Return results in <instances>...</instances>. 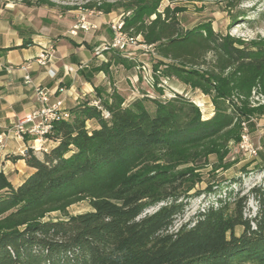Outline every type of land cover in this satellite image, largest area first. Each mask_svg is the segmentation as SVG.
<instances>
[{"label": "trees", "instance_id": "obj_1", "mask_svg": "<svg viewBox=\"0 0 264 264\" xmlns=\"http://www.w3.org/2000/svg\"><path fill=\"white\" fill-rule=\"evenodd\" d=\"M161 2H92L86 9L105 15L122 10V31L151 47L154 86L175 80L199 91L209 98L211 115L204 118L176 92L161 100L160 87L157 97L128 107L113 90L98 106L86 100L69 109L68 119L52 125L48 137L55 147L39 153L27 148L14 158L32 170L22 184L13 187L0 172V264H264L260 188L251 192L253 217L245 215L247 198L237 196L218 199L192 222L174 226L200 182L195 171L201 162L218 152L219 143L239 144L242 125L264 113V104H251L254 97L264 99V39L245 43L207 23L184 29L179 10L168 5L160 11ZM103 52L104 73L134 67L121 52ZM82 202L89 211L67 214ZM53 213L61 217L47 220Z\"/></svg>", "mask_w": 264, "mask_h": 264}, {"label": "rangeland", "instance_id": "obj_2", "mask_svg": "<svg viewBox=\"0 0 264 264\" xmlns=\"http://www.w3.org/2000/svg\"><path fill=\"white\" fill-rule=\"evenodd\" d=\"M27 1L31 4L30 7L22 0H0V4L13 3L20 5L27 12L33 11L35 16L39 12L44 14L45 11H51L57 16L66 15L68 11H73L77 12L78 15L93 17L98 13L105 14L97 11L89 14L90 10L86 9L87 4L92 2L114 3L117 0H47L48 5L44 6H39L36 3L37 0ZM168 5L179 10L178 19L184 29L207 23L211 25L215 32L223 35L229 34L245 43L264 39V0H162L160 11ZM112 15V18H114V15L117 16L111 19L110 22L112 20L116 21L118 18L122 20L124 18L122 10L112 12ZM76 21L75 18L74 25L77 24ZM91 31L93 30H89V32ZM101 47L95 51L97 55L103 52ZM121 53L130 58V62L134 63V67L125 69L113 66L108 69V74L98 70L101 71L104 78L101 85L94 89L92 96L86 99L91 105L98 106L100 100L105 99L114 90L124 99L123 106L128 107L134 101L145 96L157 97L156 91L160 87L164 92V96L160 98L161 100L168 99L171 93L176 92L191 99L200 108L204 118L211 115L210 100L199 91L192 90L175 80L161 79L158 87L154 86L153 67L156 59L151 51L136 46ZM142 66L145 67V70L142 69ZM96 89H99L100 92L96 93ZM251 104L253 108H257L264 104V99L254 97ZM147 107L150 111L153 110L150 104ZM87 126L91 128L93 124L88 123ZM244 130L257 149L256 158L244 157L238 144L233 141L226 144L219 143L217 145L218 152L209 155L206 161L201 162V164L205 163L201 165L202 168L195 171L200 177V182L190 192L191 197L186 200L188 202L186 210L183 216L175 221V228H178L181 224L192 222L194 217L208 206H216L218 199L233 200L237 196H244L247 198L245 215L248 217L255 215L256 203L251 197V192L253 189L258 188L264 190V113L254 116L246 124H243L241 134ZM31 140L32 138L29 146L33 145ZM37 145L39 146V144ZM208 187L212 188V191L207 192ZM196 192H200L198 196L192 195ZM161 205L149 209L147 213H153ZM89 210V205L82 202L70 207L67 214L74 216ZM60 217L59 214L53 213L47 217V220H56ZM240 231V229H237L236 234H239Z\"/></svg>", "mask_w": 264, "mask_h": 264}, {"label": "crops", "instance_id": "obj_3", "mask_svg": "<svg viewBox=\"0 0 264 264\" xmlns=\"http://www.w3.org/2000/svg\"><path fill=\"white\" fill-rule=\"evenodd\" d=\"M81 16L73 11L59 16L45 11L35 16L20 5L0 4V172L13 187L22 184L32 173L23 160L14 159L24 155L31 138L17 139L12 129L18 120L39 106L36 90L46 91L50 103L62 99L68 111L91 97L103 81L104 76L98 70L106 63L107 56L104 52L97 55L95 51L111 42L109 22L117 15L114 18L112 13L85 16L96 29L77 31L76 36H71L74 20L78 22ZM46 53L48 60L41 65L39 58ZM55 146L53 141H48L42 150Z\"/></svg>", "mask_w": 264, "mask_h": 264}, {"label": "built area", "instance_id": "obj_4", "mask_svg": "<svg viewBox=\"0 0 264 264\" xmlns=\"http://www.w3.org/2000/svg\"><path fill=\"white\" fill-rule=\"evenodd\" d=\"M94 13L90 11L89 14ZM122 19L118 18V20H112L109 24V28L112 31V40L110 43L105 44L101 47L102 51L105 50H113L118 52L127 51L131 47H140L144 50L151 51V47L145 45H139V38L132 39L127 36L122 31ZM96 29L95 26L91 25L85 18V16H81L78 20L77 24L73 27L70 32L71 36H76L77 31L88 32L89 30ZM53 50L52 44H49V52ZM39 63L41 65H45L48 60V54H43L39 58ZM142 69L145 70V67L142 66ZM68 72H72V69H69ZM26 83L29 82V78L25 77ZM60 93L63 90H59ZM36 99L39 103V106L33 109L31 113L26 115L23 119L18 120L16 124L13 126V134L17 139L23 140L25 137L29 136L32 138V146H29L35 152L42 150V146L44 143L50 141L49 135L51 132V128L54 122L59 119H68L69 114L64 109L63 100L57 99L54 102L50 103L49 94L42 90H36ZM36 144H39L36 147ZM241 152L246 158H256L257 149L251 141L250 137L244 130L240 136V142L238 144Z\"/></svg>", "mask_w": 264, "mask_h": 264}, {"label": "bare ground", "instance_id": "obj_5", "mask_svg": "<svg viewBox=\"0 0 264 264\" xmlns=\"http://www.w3.org/2000/svg\"><path fill=\"white\" fill-rule=\"evenodd\" d=\"M36 147H38V145H36Z\"/></svg>", "mask_w": 264, "mask_h": 264}]
</instances>
